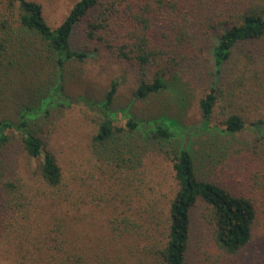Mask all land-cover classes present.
I'll use <instances>...</instances> for the list:
<instances>
[{
    "label": "rangeland",
    "instance_id": "1",
    "mask_svg": "<svg viewBox=\"0 0 264 264\" xmlns=\"http://www.w3.org/2000/svg\"><path fill=\"white\" fill-rule=\"evenodd\" d=\"M36 1L41 3L49 24L56 27L77 0ZM7 3L8 0H0V11ZM200 40L208 42L203 34ZM72 49L85 50L90 55L84 61L65 64L62 81L58 73L57 78L52 75L48 66L46 72L41 71L48 82L56 79L53 85L58 87L60 81L64 88L52 91L46 109L34 98L33 106L39 113L32 123L60 158L69 185H43L36 174L39 160L20 149V133L14 132L16 137L11 140L0 169V264H74L71 258L76 259L75 254L104 264H159L156 249L162 248V239L166 238L169 209L176 191L173 162L166 152L146 149L143 164L139 162L135 168L146 171L147 187L133 196V206H140L141 211L149 208V213H142L149 218L155 215L156 221L151 224L142 219L140 232L114 237L112 229L117 227V215L120 217L117 208L123 209L122 215L132 223L138 221V212L133 207L130 211V206L117 199L118 188L105 189L104 179L99 176L105 165L101 166V152L93 136L101 113L93 104L103 101L112 81L119 82L111 110L117 123H125L130 117L141 124L161 115L176 118L181 133L177 140L191 148L199 174L254 200L258 210L255 237L241 254L225 259V263L264 264V128L253 124L264 119L261 44L236 47L218 77L214 67L208 74L210 68L206 67L211 62L203 61L204 57H199L202 62L197 76L194 71L177 72L176 67L166 71L167 88L145 99L134 94L138 68L119 61L104 46L92 42L81 26L73 34ZM150 70L154 73V69ZM181 71L179 86L177 74ZM16 72L21 74L20 70L11 74ZM212 86L218 88L219 94L206 128L200 99ZM5 98L6 103L0 106V112L4 110L1 118L17 122L23 109L16 100ZM47 109L49 112L44 114ZM233 113L240 114L246 123L243 130L234 134L224 130ZM4 180L12 182L14 188L4 187ZM88 181L96 188L83 183ZM192 218L187 264H202V252L213 249L214 242L205 232L201 206L192 212Z\"/></svg>",
    "mask_w": 264,
    "mask_h": 264
},
{
    "label": "trees",
    "instance_id": "2",
    "mask_svg": "<svg viewBox=\"0 0 264 264\" xmlns=\"http://www.w3.org/2000/svg\"><path fill=\"white\" fill-rule=\"evenodd\" d=\"M80 26L92 42L104 46L119 61L138 68L134 94L145 99L167 88L166 71L175 67L177 72L194 71L197 76L202 62L199 57H204L203 61L211 62L206 67L210 68L208 74L214 67L218 77L236 47L253 43L264 48V0H77L56 27L49 24L38 1L8 0L0 11V106L9 97L17 101L23 112L17 122L1 118L4 110L0 112V169L11 140L16 137L14 132L18 131L20 149L39 160L36 174L43 185L53 188L69 184L60 158L32 124L39 113L33 106L34 98L46 109L52 91L64 88L60 81L64 80L65 64L89 57L85 50L72 49L73 34ZM202 34L207 43L200 40ZM47 66L55 78L59 74L58 87L53 85L56 79L48 82L42 76L41 71L46 72ZM13 70H20L21 74H11ZM182 76L181 71L178 80ZM118 86L119 82L112 81L103 101L93 104L101 113L93 138L101 152V166L105 165L99 175L104 179L102 185L105 189L118 188L117 199L138 212V221L132 223L122 215L123 209L117 208L120 217L117 215V227L112 229L114 237L140 232L142 219L151 224L156 221L155 215L146 216L149 208L141 211L140 206H133V196L147 187L146 171H136L135 167L139 162L143 164L146 149L153 147L171 157L176 180L166 238L162 239V248L156 249L159 264L188 263L192 212L200 206L205 232L214 242L213 249L202 252V264H226L225 259L241 254L255 237L258 210L254 200L199 174L191 148L177 140L181 133L176 118L161 115L141 124L130 117L125 123H117L111 110ZM218 94V88L212 86L200 99L206 128ZM48 112L47 109L44 114ZM253 124L264 128V119ZM226 125L224 130L233 134L246 127L238 113L231 114ZM94 173L92 169L91 175ZM83 183L96 188L91 181ZM3 186L14 188L12 182L5 180ZM75 257L71 258L74 264H104L76 254Z\"/></svg>",
    "mask_w": 264,
    "mask_h": 264
}]
</instances>
